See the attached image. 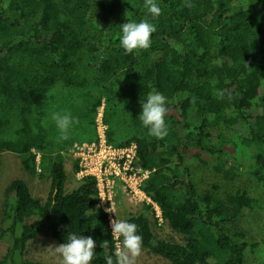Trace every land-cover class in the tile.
Returning a JSON list of instances; mask_svg holds the SVG:
<instances>
[{"label":"trees","instance_id":"16d2710c","mask_svg":"<svg viewBox=\"0 0 264 264\" xmlns=\"http://www.w3.org/2000/svg\"><path fill=\"white\" fill-rule=\"evenodd\" d=\"M158 3L151 47L125 54L120 24L148 18L143 0H0V156L15 153L24 172L50 181L45 201L22 179L7 187L0 264H44L25 259L30 242L46 234L61 244L68 232L96 241L91 264L114 257L98 182L85 176L66 191L75 141L62 147L51 119L70 112L77 143L97 142L101 108L108 143L136 145L134 165L150 171L143 190L185 239L154 243L155 210L144 204L126 219L143 247L171 264H247L246 250L256 253L240 222L264 213V0ZM152 91L168 98V135L159 140L138 117Z\"/></svg>","mask_w":264,"mask_h":264},{"label":"clouds","instance_id":"9594fccd","mask_svg":"<svg viewBox=\"0 0 264 264\" xmlns=\"http://www.w3.org/2000/svg\"><path fill=\"white\" fill-rule=\"evenodd\" d=\"M143 6L148 18L140 20H127L120 24L119 46L125 54H135L139 50H147L151 47V35L155 32L152 19L159 17L161 7L158 0H143ZM190 6V5H188ZM168 98L159 91L148 93L146 99L140 100V112L138 114L141 126L146 129L147 135L155 139H163L168 135L167 114ZM56 129L61 139L68 140L77 123L76 118L70 112H53L51 114ZM104 199H101L103 201ZM105 212L114 213L111 206L105 208ZM109 226L111 235L119 239L120 248L113 255L105 257V264H133L136 257L141 254L143 238L138 232V226L126 219L110 217ZM107 246V241H104ZM96 241L91 235L84 236L68 232L66 240L54 247L59 255L61 264H91L96 249Z\"/></svg>","mask_w":264,"mask_h":264},{"label":"rangeland","instance_id":"374dc122","mask_svg":"<svg viewBox=\"0 0 264 264\" xmlns=\"http://www.w3.org/2000/svg\"><path fill=\"white\" fill-rule=\"evenodd\" d=\"M81 131V130H80ZM60 137V134H58ZM57 138L58 142H62V147H65V143L70 141H75L74 143L80 142L83 137L80 136V132L78 129V124L76 123L70 138L68 140L62 141ZM71 149V148H70ZM1 161V171H0V230L6 227V223L4 222L5 218V203L7 200V187L11 183L13 179H22L26 181L31 189L32 195L36 198H40L45 201L49 189H50V181L48 179H39L37 177L29 176L26 172H24L21 157L15 153L4 152L0 156ZM74 157L71 153V150L68 151L66 162H65V170L68 175L66 191L69 193L73 189H75L79 184V177L77 174H74L73 168ZM247 181L243 178L242 181H238L239 183H243ZM250 188L255 192H259V188L257 184L252 181L250 184ZM121 190V189H120ZM113 196H115L116 207H117V219H127L132 215H137L140 212H145L144 204H137L132 202L125 194L121 191L115 190ZM151 215V214H149ZM156 218V213L155 217ZM157 219V218H156ZM153 221V219H152ZM264 222V213L258 212L253 215H248L244 220H241V227L249 230V239L252 242H258L259 246L256 248V253L251 254L246 250L247 255V264H260V260L262 259V252L264 251V229L262 223ZM153 233L155 236L154 243L159 240H169L175 241L181 244L185 243L184 236L180 233L172 230L167 223L163 221H158L157 225H153ZM120 242V241H119ZM55 239L51 236L42 234L37 240L30 242L27 247V254L25 256L26 260H35L40 261L44 264H61V260L59 255L55 252L54 247L59 245ZM9 246L8 240H0V258H2ZM120 244L119 247L120 248ZM133 264H171L168 260L164 259L161 256L154 254L150 249L142 246L141 254L135 258Z\"/></svg>","mask_w":264,"mask_h":264},{"label":"built area","instance_id":"2783aa9c","mask_svg":"<svg viewBox=\"0 0 264 264\" xmlns=\"http://www.w3.org/2000/svg\"><path fill=\"white\" fill-rule=\"evenodd\" d=\"M107 126L103 123V108L97 117V142L75 143L70 149L74 160L78 162L77 176L95 177L98 182L97 207L105 212L111 206L114 213H107L108 218H117L115 190L121 191L132 202L137 204H152L158 221H163L158 205L149 198L143 190V182L149 177L150 171L142 170L134 165L137 157V147L132 144L125 148H117L108 143ZM121 189V190H120ZM101 199H104L101 201ZM116 246L119 239L116 237Z\"/></svg>","mask_w":264,"mask_h":264}]
</instances>
